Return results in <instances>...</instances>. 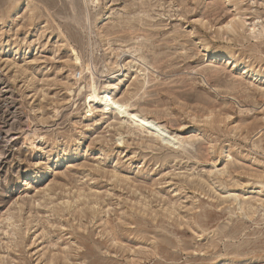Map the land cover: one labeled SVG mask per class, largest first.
Wrapping results in <instances>:
<instances>
[{
	"label": "rangeland",
	"instance_id": "1",
	"mask_svg": "<svg viewBox=\"0 0 264 264\" xmlns=\"http://www.w3.org/2000/svg\"><path fill=\"white\" fill-rule=\"evenodd\" d=\"M0 264H264V0H0Z\"/></svg>",
	"mask_w": 264,
	"mask_h": 264
},
{
	"label": "bare ground",
	"instance_id": "2",
	"mask_svg": "<svg viewBox=\"0 0 264 264\" xmlns=\"http://www.w3.org/2000/svg\"><path fill=\"white\" fill-rule=\"evenodd\" d=\"M230 61H231V60L227 59V60H226L227 64L230 63ZM120 69H121V68H120ZM120 71H121V70H119L118 72H115L114 74H115V75H118V74L120 73Z\"/></svg>",
	"mask_w": 264,
	"mask_h": 264
}]
</instances>
